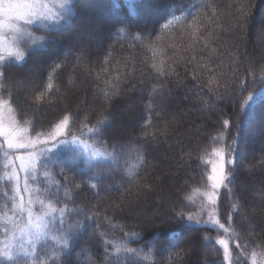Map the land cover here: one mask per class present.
<instances>
[{"label": "trees", "instance_id": "16d2710c", "mask_svg": "<svg viewBox=\"0 0 264 264\" xmlns=\"http://www.w3.org/2000/svg\"><path fill=\"white\" fill-rule=\"evenodd\" d=\"M115 3L118 7L114 0H76L71 23L62 26L53 43L34 50L22 64L10 61L4 69L5 82L13 85L11 107L30 134H34L33 127L35 132L46 131L65 114L75 117L73 131L85 117L91 126L103 114L107 123L101 139L109 145L108 150L112 151L113 144L129 146L120 166L96 188L91 187L95 181L89 179L93 170L83 162L78 169H68L63 163L54 168L52 179L68 189L70 200L65 198V187L60 189L68 207L98 213L58 264H82L77 253L84 248L90 250L95 264H106L104 240H123L125 232L139 234L127 240L129 248L142 250L140 257L129 258L138 259L139 264H221L222 249L214 243L206 246L203 239L206 234L215 239L217 231L195 225L183 228L175 215L181 210L197 211L186 196L206 180L205 173L211 170L207 163L213 159L211 149L220 146L211 138L223 129L224 119H229L230 125L222 143L230 144L237 133L238 140L231 194L221 191L219 214L226 226L232 215L237 233L249 241L244 264H252L251 252L260 253L264 248V147L256 145L249 150L245 142L264 126V98H257L251 118L237 130L234 124L240 99L230 89L243 80L249 85L243 93L246 97L253 91L248 70L260 78L264 43L256 42L255 36L261 27L258 17L264 0ZM156 9L159 12L151 17L149 14ZM89 12L96 13L89 17ZM173 15L180 19L165 28ZM261 21L264 23V17ZM121 28L125 31L117 36ZM29 30L35 35L46 34L39 26ZM137 34H141L140 40L133 39ZM73 40L79 42L72 44ZM61 48L70 51L61 56ZM161 61L163 72L152 67ZM54 62L62 64L52 81L54 89L38 102L36 97L44 90ZM3 95L9 98L7 91ZM121 126L124 133L120 132ZM162 157L167 161L163 162ZM61 167L65 168L64 175L59 174ZM171 175L175 178L169 182ZM112 182L116 185L111 186ZM36 184H44L43 175ZM6 191L5 182L0 181V208L8 202ZM154 193L163 198L157 206L159 216L151 221L137 220V207L145 202L152 204ZM194 199L199 204V198ZM56 206L63 207V203ZM174 228L180 230V235L176 247L169 251V230ZM235 242H230V247L237 254ZM53 244L46 242L42 250L49 252ZM108 251L115 258L112 245ZM120 255L123 258L125 254ZM145 255L149 259H143ZM260 261L258 255L257 264Z\"/></svg>", "mask_w": 264, "mask_h": 264}, {"label": "snow or ice", "instance_id": "6c2138e0", "mask_svg": "<svg viewBox=\"0 0 264 264\" xmlns=\"http://www.w3.org/2000/svg\"><path fill=\"white\" fill-rule=\"evenodd\" d=\"M75 2L76 0H0V157L3 158L0 165L3 168L0 181L6 184L7 191L4 195L8 200L4 207L0 208V232L3 234V239H0V264H58L62 256L70 253L75 247L74 240L77 235L95 221L98 213L88 214L84 208L68 207V203L64 202L60 195L61 187H65V198L70 200L71 198L67 197L68 189L52 179L55 175L54 168L63 163L68 169H78L83 162L87 168L93 170L89 179L95 181L91 187L96 188L102 179L120 166L121 160L129 150V146L118 144L110 146L112 151L108 150L109 145L101 139L103 127L107 123V116L103 114L91 126L85 117L76 131H73L75 117L65 114L46 131L35 132L33 127L34 134H30L29 128L22 127L16 119L15 111L11 107L13 85L5 82L6 65L13 60L22 64L34 50L46 49L53 43V37L59 35L62 26L71 23L75 15ZM114 5L118 7L115 0ZM179 19L180 17L173 15L164 27H169L173 21ZM34 25H38L39 30L46 34L35 35L29 30ZM124 31L123 28L118 29L116 35L119 36ZM195 31L196 29L193 30L194 34ZM7 34H11V40L6 39ZM133 39L140 40L141 34L133 36ZM50 67L47 83L43 85L44 90L36 97L38 102H42L43 98L53 91L52 81L62 64L54 62ZM152 67L163 72L165 66L161 61L159 64L154 63ZM248 75L253 80V91L248 92L246 97L243 93L249 85L243 80L238 87L230 89L240 99L234 124L237 130L245 126L251 118L257 98H264V66L260 69L259 79L252 69L248 70ZM208 83L212 84L213 81L209 80ZM258 86L259 91L256 90ZM227 87L225 84V88ZM5 91L8 99L4 98ZM222 123L223 129L211 138L216 144H220L219 147L211 149L213 159L207 161L211 164V170L205 173L206 180H203L199 187L193 188L191 195L186 196V200L195 206L197 211L176 212L175 221L183 228L195 225L198 228L216 230L215 239L207 234L203 237L206 246H212L214 243L222 249L221 264H244L249 241L239 236L232 223L231 214L227 218V226L221 222L219 214L221 191L231 194L234 181V146L238 140L237 133V137H234L230 144L222 143L230 120L224 119ZM85 137L91 139L92 143ZM96 161L106 164L101 166ZM59 174H65L64 167H61ZM41 175L44 176V184L37 185L36 181ZM49 181L51 186H48ZM194 196L199 198V204ZM61 203L63 207L56 206ZM235 207L234 204L233 208ZM179 235V229L169 230L171 243L167 250L176 247L175 241L179 239ZM138 236L136 232H125L123 240L105 239L106 264H139L138 259L132 261L129 258L140 257L142 250L127 246L128 239ZM48 241L54 242L53 247L49 252H44L42 246ZM233 241H236L235 249L239 250L237 254H234L230 247V242ZM109 245L114 248L115 258L113 253L108 251ZM121 253L125 254L123 258ZM258 255L261 257L260 264H264V248L260 253L255 250L251 252L252 264H257ZM77 257L82 264H95L87 248L78 252ZM143 259L147 260L149 256L145 255Z\"/></svg>", "mask_w": 264, "mask_h": 264}, {"label": "rangeland", "instance_id": "374dc122", "mask_svg": "<svg viewBox=\"0 0 264 264\" xmlns=\"http://www.w3.org/2000/svg\"><path fill=\"white\" fill-rule=\"evenodd\" d=\"M145 10L148 11V9L146 7H145ZM158 12H159L158 9H156L155 11L152 10L151 14H149V15L151 17H153ZM95 13L96 12H89L88 16L92 17V16H94ZM263 17H264V4H263V6L261 8V12H260L259 17H258V19H259L258 23H259V25H261V27L257 28L256 36H255L256 37L255 41L258 42V43H264V30L262 28V26L264 27V25H263L264 23L261 21ZM34 26H38V25H34ZM11 38H12L11 34H7L6 35V39L11 40ZM101 38L102 37L100 36L99 39L101 40ZM78 42H79V40H75V41L73 40L72 44H75V43L77 44ZM69 51H70V48H61L59 50V52H60L59 54L61 56H65L66 53L69 52ZM263 128H264L263 125L261 127H258L257 128L258 130L256 129L255 133L252 132L250 137H249V139L245 142V144L249 147V150L253 149V147L256 146V145H261V146L264 147V129ZM259 129H261L262 131L260 130L261 131L260 132ZM120 132L121 133L125 132V129L122 126H121V129H120ZM250 152H252V151H250ZM242 156H245V153H243ZM2 161H3V158H2ZM162 161L166 162L167 159H165V157H162ZM173 178H175V177L173 175H171L170 179H169V182H171L173 180ZM115 185H116L115 182L111 183V186H115ZM154 195L155 196L153 197L152 204L151 203L149 204V202H145V203H143V205H140V206L137 207L136 213H135V217H136L137 220L146 219V220H150L151 221L154 218H156L157 216H159V212H158L159 208H157V206L163 201L162 200L163 198L161 197L160 193H154Z\"/></svg>", "mask_w": 264, "mask_h": 264}]
</instances>
